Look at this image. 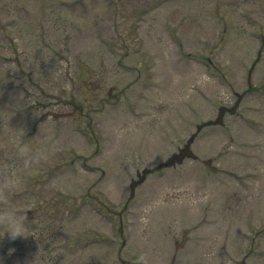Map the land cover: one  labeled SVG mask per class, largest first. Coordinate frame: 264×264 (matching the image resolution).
I'll use <instances>...</instances> for the list:
<instances>
[{"label": "rangeland", "instance_id": "obj_1", "mask_svg": "<svg viewBox=\"0 0 264 264\" xmlns=\"http://www.w3.org/2000/svg\"><path fill=\"white\" fill-rule=\"evenodd\" d=\"M13 174L3 264H264V0H0Z\"/></svg>", "mask_w": 264, "mask_h": 264}, {"label": "clouds", "instance_id": "obj_2", "mask_svg": "<svg viewBox=\"0 0 264 264\" xmlns=\"http://www.w3.org/2000/svg\"><path fill=\"white\" fill-rule=\"evenodd\" d=\"M19 151L25 152L27 147H20ZM17 187L18 181L15 179L14 174L0 186V202H2V206H0V226L4 228V231L0 233V238L5 234H9L12 239L34 234L28 229L25 221L24 208L27 206H20L12 199V193ZM0 264H3L2 260H0Z\"/></svg>", "mask_w": 264, "mask_h": 264}, {"label": "trees", "instance_id": "obj_3", "mask_svg": "<svg viewBox=\"0 0 264 264\" xmlns=\"http://www.w3.org/2000/svg\"><path fill=\"white\" fill-rule=\"evenodd\" d=\"M175 157H178V156H175Z\"/></svg>", "mask_w": 264, "mask_h": 264}]
</instances>
